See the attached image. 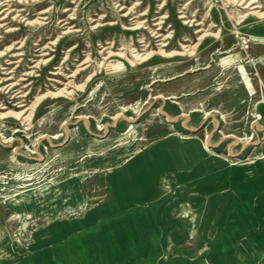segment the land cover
Segmentation results:
<instances>
[{"label": "rangeland", "instance_id": "374dc122", "mask_svg": "<svg viewBox=\"0 0 264 264\" xmlns=\"http://www.w3.org/2000/svg\"><path fill=\"white\" fill-rule=\"evenodd\" d=\"M253 38L264 0H0V264H264Z\"/></svg>", "mask_w": 264, "mask_h": 264}, {"label": "bare ground", "instance_id": "6f19581e", "mask_svg": "<svg viewBox=\"0 0 264 264\" xmlns=\"http://www.w3.org/2000/svg\"><path fill=\"white\" fill-rule=\"evenodd\" d=\"M8 1V0H6ZM242 2V1H241ZM239 2V3H241ZM238 3V4H239ZM18 5V4H17ZM21 8V7H20ZM255 11V10H254ZM247 13V12H246ZM255 13V12H253ZM260 13V12H259ZM256 15V14H255ZM13 17V16H12ZM180 18H184V16H181ZM239 19V18H238ZM121 22V21H120ZM110 23V22H109ZM185 23V22H184ZM139 24V23H138ZM188 24V23H187ZM196 25H200V23L196 24ZM138 25H136L135 27H132V28H128V30H136L138 29L137 27ZM4 30V29H3ZM7 30V29H6ZM158 33H154V38H158L160 37L159 35H157ZM205 34V33H204ZM198 36V35H197ZM138 38V37H136ZM253 41L257 42V43H260V44H264V39H258V38H253L252 39ZM166 41V40H165ZM164 41V42H165ZM98 43V41H97ZM146 44V42H145ZM144 44V45H145ZM109 45V44H108ZM38 46V45H37ZM116 46V45H115ZM118 46V45H117ZM164 46V45H163ZM181 46V45H180ZM247 46L244 45V49L246 48ZM187 48V47H186ZM53 49V48H52ZM163 49V48H162ZM161 50V49H160ZM180 50V49H179ZM116 51V50H115ZM130 51V50H129ZM158 51V50H157ZM132 54H131V61H129L131 64L136 61V60H141V61H144L147 57L148 54L146 55H142V54H139L137 51H131ZM159 52V51H158ZM184 52L188 53L187 50L184 49ZM192 52V51H191ZM161 53V51H160ZM123 54V53H121ZM130 54V52H129ZM46 55V54H44ZM191 55V54H190ZM125 57V56H124ZM35 58V57H34ZM258 59V58H256ZM114 62V61H113ZM252 60L248 61L249 64H251ZM53 63V62H52ZM220 63H223L224 65H227V67H230L231 64L233 63L232 60L228 59V58H223L220 60ZM248 63H245L243 65H239V66H236L234 69H231L227 72V74L224 76V77H221L218 81V86L217 88L209 91V92H206V93H202V94H199L197 96H195L194 98L190 99L189 100V103H198L199 105H201V101L208 95H211L210 93H213V92H216V91H219V92H224V91H227V90H230V89H237L239 86H243V88L245 90H247L250 94L252 93V84H251V78H252V74H250L251 70H250V67H249V64ZM253 63V62H252ZM87 64V63H86ZM107 67V66H106ZM116 70V69H115ZM199 70V69H198ZM98 71V70H97ZM234 73L232 74V78L229 77V74L231 72ZM63 72V71H62ZM108 72V71H107ZM7 75V74H5ZM11 79V77H7V76H4V77H0V85L3 84V83H6L7 81H9ZM166 80V79H165ZM160 81V80H159ZM17 84L16 83H10L9 84V88L10 89H13ZM64 87V86H63ZM63 89V88H62ZM69 93V91H68ZM159 96V95H158ZM165 99V98H164ZM169 99V98H168ZM25 103V102H24ZM28 104V103H27ZM129 110L131 111V114H132V117L128 118L127 120L128 121H132L137 115H138V110L136 108H134L133 106H130L129 107ZM196 111H199V108H193L191 110V112H196ZM185 115H188L187 113L184 112ZM122 114H117L114 116L113 120L116 119L117 117L121 116ZM207 115V113H206ZM17 117V116H16ZM29 118V117H28ZM221 120H223V115L220 116ZM165 119V118H164ZM165 121H167L165 119ZM168 122V121H167ZM133 130V127L130 125L129 126V131ZM231 135V134H230ZM245 145V144H244ZM23 178V177H22Z\"/></svg>", "mask_w": 264, "mask_h": 264}]
</instances>
